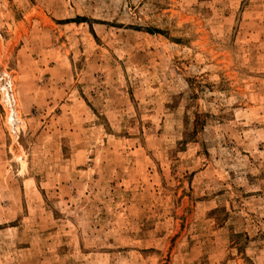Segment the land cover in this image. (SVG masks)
Returning <instances> with one entry per match:
<instances>
[{
    "label": "rangeland",
    "instance_id": "obj_1",
    "mask_svg": "<svg viewBox=\"0 0 264 264\" xmlns=\"http://www.w3.org/2000/svg\"><path fill=\"white\" fill-rule=\"evenodd\" d=\"M0 264H264V0H0Z\"/></svg>",
    "mask_w": 264,
    "mask_h": 264
},
{
    "label": "bare ground",
    "instance_id": "obj_2",
    "mask_svg": "<svg viewBox=\"0 0 264 264\" xmlns=\"http://www.w3.org/2000/svg\"><path fill=\"white\" fill-rule=\"evenodd\" d=\"M8 88H9V82H8ZM8 88L7 87H3L2 90H1L3 92L2 100L4 102V106H6V107H9L11 105V96L9 95ZM10 111L12 113H8L7 114L6 123L9 126H12L14 121H15V118H14V115H13V111L11 109H10ZM10 128H12V127H10ZM14 131H15V129H14Z\"/></svg>",
    "mask_w": 264,
    "mask_h": 264
}]
</instances>
